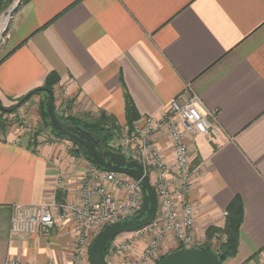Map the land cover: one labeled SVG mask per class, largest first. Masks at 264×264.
<instances>
[{
    "label": "crops",
    "instance_id": "crops-1",
    "mask_svg": "<svg viewBox=\"0 0 264 264\" xmlns=\"http://www.w3.org/2000/svg\"><path fill=\"white\" fill-rule=\"evenodd\" d=\"M51 73L60 78L53 90L80 113L105 111L118 129L128 126V101L139 120L164 114L179 93L199 95L222 131L215 141L189 140L187 197L203 228H224L239 197L238 251L222 264H264V0H23L0 46L3 106L44 86ZM24 132H0V264H66L78 236L73 223L19 234L12 207L79 201L82 164L59 142L32 144ZM60 174L67 192L56 191Z\"/></svg>",
    "mask_w": 264,
    "mask_h": 264
},
{
    "label": "built area",
    "instance_id": "built-area-1",
    "mask_svg": "<svg viewBox=\"0 0 264 264\" xmlns=\"http://www.w3.org/2000/svg\"><path fill=\"white\" fill-rule=\"evenodd\" d=\"M12 17L11 13L8 21L5 17L0 20V45L5 41ZM221 131L216 113L193 92L179 93L161 116H144L132 125L112 131L108 150L120 152L128 160L139 161L145 173L150 175L158 198L155 219L135 233L155 230L157 241L169 235H174L182 244L194 241L192 228L195 223V204L187 197L194 173L191 169L189 140L204 136L208 141H215ZM161 135L166 138L165 144L171 150L173 162L166 158V150L159 141ZM64 184L65 181L60 177V187ZM79 187V201L68 199L14 205L12 231L25 235L48 232L57 220L70 221L78 231L70 264H81L82 252L86 256L89 253L90 243L84 247L89 235L95 237L105 226L138 214L143 205L140 180L127 174L102 170L92 163ZM118 191L123 192L122 197L116 193ZM121 247L127 248L126 245ZM7 264L39 263L12 259Z\"/></svg>",
    "mask_w": 264,
    "mask_h": 264
},
{
    "label": "rangeland",
    "instance_id": "rangeland-1",
    "mask_svg": "<svg viewBox=\"0 0 264 264\" xmlns=\"http://www.w3.org/2000/svg\"><path fill=\"white\" fill-rule=\"evenodd\" d=\"M21 1L23 0L20 1L2 0V4L4 5L3 6L4 8L0 10V20H2L5 17L8 10L14 7V5L18 6L21 3ZM4 43L5 41L0 46H2ZM53 91L55 96L54 107L58 117L60 116L63 118H68L74 122L75 121L78 122V118H79L80 120H82L80 121V123H84L85 120H90V118L96 121V119L100 117V115L97 116L92 114L80 113L79 110L75 108V101L71 97L63 95L61 90H53ZM47 102H48V94L45 91H43L39 95L32 96L20 107L16 108L14 112L1 114L0 118L3 121H6V123L9 126H13L14 128L16 127V129H18L19 132L24 130L26 134L31 135V137H35L38 134L37 137H35L36 143H38L39 140L42 143H50V142L52 143L54 141L59 142L60 143L59 148L61 152H64L65 155L69 154L70 157H74L76 159L79 158L82 164V168L80 171L81 177L79 176L80 179L76 183L78 186L77 190L80 191V187H79L80 182L87 173V169L90 167L91 163L88 162L82 155L79 154L77 150L78 146L75 143L70 142L67 139L58 138L55 134L51 132L49 128H47L44 125L43 118L41 115V110L43 109L44 106H46ZM107 126L108 125H106L105 127ZM117 127H119V125L116 126V129H118ZM60 177L63 179V181H65V176L61 174L55 178L54 181L57 188L56 191L67 192V187H64V185L63 187H60L59 185ZM116 193L119 195V197L123 196V192L118 191ZM196 216H197V210L195 207V223L192 228V235L194 241L191 244H185V243L182 244V242L177 240L174 237V235H169L166 238L157 241L155 238L157 232L155 230L151 232L146 230L143 233H137V232L123 233L119 235L115 239V241L111 244L109 252L106 256L107 264H157L158 261L163 256L168 255L171 252L180 249L181 247L182 249H186V248L204 249L208 244L215 249L218 248L220 239L222 241V239L225 236H221L220 239L214 238L213 241L207 240V231L210 229L211 226L208 228L207 227L203 228L202 225L197 222ZM93 238L94 236L92 237L91 235H89L87 238V244H85L84 247L88 246V243H90L89 244V248H90ZM122 245H126L127 248H122L121 247ZM149 249L151 250L149 251L148 254H146V252ZM66 264H70V262ZM81 264H89L88 254L86 256L84 251L82 252L81 255Z\"/></svg>",
    "mask_w": 264,
    "mask_h": 264
},
{
    "label": "water",
    "instance_id": "water-1",
    "mask_svg": "<svg viewBox=\"0 0 264 264\" xmlns=\"http://www.w3.org/2000/svg\"><path fill=\"white\" fill-rule=\"evenodd\" d=\"M19 5L15 6L12 15ZM11 23V22H10ZM6 33V30L4 34ZM46 91L49 94L47 110L52 126L70 142L75 143L81 150L82 156L98 168L127 174L137 180L143 190V205L140 212L132 217L105 226L93 238L88 253L89 264H107L106 252L111 243L121 234L137 231L149 225L158 212V198L151 182L150 175L145 173L143 165L137 160H128L120 152L103 150L98 139L80 126H73L62 121L54 107V91L46 87L36 88L27 93L21 100L26 101L34 92ZM157 264H222L218 254L213 250L186 248L179 249L166 255Z\"/></svg>",
    "mask_w": 264,
    "mask_h": 264
},
{
    "label": "trees",
    "instance_id": "trees-1",
    "mask_svg": "<svg viewBox=\"0 0 264 264\" xmlns=\"http://www.w3.org/2000/svg\"><path fill=\"white\" fill-rule=\"evenodd\" d=\"M3 6L4 5L2 4V0H0V10H2L4 8ZM59 80H60V78L58 77L57 74L51 73L47 77L45 84L42 87H46V88L53 90L55 85L58 83ZM42 92L43 91L34 92L27 100H29L34 95H39ZM46 93L48 94V92H46ZM23 98L24 97H21L18 100V103H16L13 106H10V107L3 106V104L0 100V115L14 112L16 108H18L19 106H21L23 103H25L27 101L26 100L22 103H19V102H21V100ZM48 99H49V94H48ZM47 105H48V102H47L46 106H44L43 109L41 110V115L43 118L44 125L47 128H49L51 130V132L53 134H55L58 138L66 139L65 136H63L60 132H58L52 126V124L50 122V115H49L48 110H47ZM99 115H100V117L98 119H96V121L93 120L92 118H90V120H85L84 123H80V121H82V120H80L79 118H78V122H76V121L74 122L68 118H63L60 116H59V118L62 121L69 123L73 126H80L83 129L90 131L94 135V137L99 140L101 148L104 150H108V147H109L108 144H109L110 139L112 137V129L116 128L117 124H116L115 119L112 118L110 115H108L105 111L101 112ZM135 120H137L135 107L133 106L131 101H128V104H127V124L132 125ZM106 125H108V126L105 127ZM9 127H11V126H9L6 123V121H3L0 118V132L1 133L6 132ZM37 135L35 137H37ZM35 137H31L32 144H37L35 141ZM77 150H78L79 154L82 155L79 147ZM243 217H244V208H243L242 201L239 197H236L228 207V214L226 217V224H225L224 228L221 229V228H217V227L212 226L207 231V240L213 241L214 238L220 239L221 237H219L218 235L225 236L222 239V241L220 239L218 248L215 249L208 244L204 248V249L213 250L214 252H216L222 263L225 262L227 259L234 257L237 254L238 247H239L240 228H241V224L243 221ZM109 249H110V247L108 248L106 254L108 253ZM180 249H182V247ZM177 250H179V249H177ZM165 256H163V257H165Z\"/></svg>",
    "mask_w": 264,
    "mask_h": 264
},
{
    "label": "bare ground",
    "instance_id": "bare-ground-1",
    "mask_svg": "<svg viewBox=\"0 0 264 264\" xmlns=\"http://www.w3.org/2000/svg\"><path fill=\"white\" fill-rule=\"evenodd\" d=\"M15 6H16V5H14V7H15ZM14 7H12V8H11L10 10H8V12L6 13L5 18H8L7 21L9 20L10 15H11V11H12V9H13Z\"/></svg>",
    "mask_w": 264,
    "mask_h": 264
},
{
    "label": "flooded vegetation",
    "instance_id": "flooded-vegetation-1",
    "mask_svg": "<svg viewBox=\"0 0 264 264\" xmlns=\"http://www.w3.org/2000/svg\"><path fill=\"white\" fill-rule=\"evenodd\" d=\"M8 33V32H7ZM6 37H7V35H6ZM6 37H5V39H6Z\"/></svg>",
    "mask_w": 264,
    "mask_h": 264
}]
</instances>
